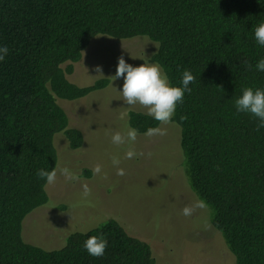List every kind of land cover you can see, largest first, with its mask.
I'll list each match as a JSON object with an SVG mask.
<instances>
[{
  "label": "trees",
  "instance_id": "obj_1",
  "mask_svg": "<svg viewBox=\"0 0 264 264\" xmlns=\"http://www.w3.org/2000/svg\"><path fill=\"white\" fill-rule=\"evenodd\" d=\"M260 23L264 0H0V47L9 50L0 61V264L155 262L150 244L113 217L71 232L55 249L23 238L24 218L50 200L37 172L57 166L55 134L72 148L84 142L58 99L82 98L110 81L79 85L68 77L97 34L156 42L150 59L172 86L182 87L185 70L195 76L172 118L189 185L236 264H264V128L235 104L246 88L264 90V71L256 69L264 59L254 35ZM128 123L139 133L159 126L133 109ZM100 235L108 246L93 257L84 244Z\"/></svg>",
  "mask_w": 264,
  "mask_h": 264
},
{
  "label": "rangeland",
  "instance_id": "obj_2",
  "mask_svg": "<svg viewBox=\"0 0 264 264\" xmlns=\"http://www.w3.org/2000/svg\"><path fill=\"white\" fill-rule=\"evenodd\" d=\"M156 48L157 43L145 36L117 39L97 34L74 63V71L68 74L71 81L79 85H89L101 77L110 81L82 98L58 99L70 126L83 132L84 142L72 148L64 134H55L57 179L46 186L49 202L24 218L25 240L45 249L59 248L71 232L87 231L113 217L130 234L150 244L154 264H236L224 236L212 224L207 206L191 216L182 214L186 205L201 199L188 182L177 122L159 124L167 129L164 136L138 132L134 143H112L115 132L125 134L132 128L128 123L130 110L147 112L139 104L129 106L122 100L123 78L111 79L119 57L134 67L145 60L157 64L150 59ZM96 66L102 67L103 75L95 71ZM129 150L144 155L127 159ZM113 157L119 158L118 167L126 175H117ZM97 164L102 166L99 174L93 172ZM63 168L75 179L60 174ZM85 184L91 189L88 197L82 195Z\"/></svg>",
  "mask_w": 264,
  "mask_h": 264
},
{
  "label": "clouds",
  "instance_id": "obj_3",
  "mask_svg": "<svg viewBox=\"0 0 264 264\" xmlns=\"http://www.w3.org/2000/svg\"><path fill=\"white\" fill-rule=\"evenodd\" d=\"M254 35L257 43L264 46V23H260L255 27ZM6 46L0 47V61L4 60L8 54ZM245 64L251 68V64L245 61ZM256 69L264 71V59H261L256 64ZM95 71L102 74V67L96 66ZM126 74V75H125ZM123 78L122 100L129 106L139 104L147 110V114L152 116L160 125H167L172 122V118L176 112L177 106L183 103L185 92H191L189 85L195 82V76L185 70L183 73L182 87L172 86L169 77L166 75L163 67L160 64H149L146 60L145 63L138 67L127 63L123 56L119 57L117 70L114 76L111 77L113 81ZM220 87V86H218ZM237 110L239 112H248L257 117L260 123L257 130L264 128V90H253L251 87L244 89L240 98L235 101ZM138 132L135 128H129L125 134L119 131L115 132L112 137V143L122 145L127 142L134 143L137 139ZM145 135L152 137L155 135H167V129L163 127H150L147 129ZM144 153H137L134 150L126 152L127 159H132L136 156H143ZM152 154L148 153L150 157ZM112 163L117 166V175H126L123 168H119L120 160L113 157ZM102 166L97 164L93 168L95 174H99ZM60 174L64 175L66 179H75V176L69 171L68 168L60 169ZM39 178L45 179L47 184L51 185L56 182L57 171H47L40 169L37 172ZM82 195L88 197L91 195V189L87 184L83 185ZM206 208L203 200H198L191 205H186L182 214L184 216H191L197 209ZM207 227H211L208 225ZM108 246V241L103 235L91 236L84 244L89 255L93 257L103 256Z\"/></svg>",
  "mask_w": 264,
  "mask_h": 264
}]
</instances>
